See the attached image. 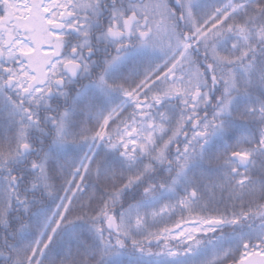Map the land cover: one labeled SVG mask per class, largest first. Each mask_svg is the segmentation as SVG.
Segmentation results:
<instances>
[{
    "label": "snow or ice",
    "instance_id": "1",
    "mask_svg": "<svg viewBox=\"0 0 264 264\" xmlns=\"http://www.w3.org/2000/svg\"><path fill=\"white\" fill-rule=\"evenodd\" d=\"M123 255L264 264V0H0V264Z\"/></svg>",
    "mask_w": 264,
    "mask_h": 264
},
{
    "label": "trees",
    "instance_id": "2",
    "mask_svg": "<svg viewBox=\"0 0 264 264\" xmlns=\"http://www.w3.org/2000/svg\"><path fill=\"white\" fill-rule=\"evenodd\" d=\"M210 3H217L218 0H208ZM156 62H159L157 60ZM129 71L136 72L137 71V65L134 63H128L121 67L120 71L115 73L116 76L119 75H126ZM239 127V125H237ZM217 145H213V149ZM86 146H80V147H70L65 150L64 153L61 155H66L69 159H78L79 155H82L84 151H86ZM55 207V204L51 201H49L46 205L42 206L31 218L30 223L33 225V231L31 233H27L26 235L32 236L35 234L36 229L41 227L45 220L47 219V216L50 214L51 209ZM74 229L73 228H67L65 229L61 235L60 238L57 241L56 248L54 249L53 253L51 254L54 258L57 253H59L61 250L66 248L65 238L71 233ZM257 227L254 226L253 228H249L247 224L243 225L242 227L237 228V233H243L245 235H251L253 238L255 237V234L257 232ZM110 264H188L187 259L182 258H176L174 260H165L164 258H156V257H143L139 255H123V256H117L111 258Z\"/></svg>",
    "mask_w": 264,
    "mask_h": 264
}]
</instances>
